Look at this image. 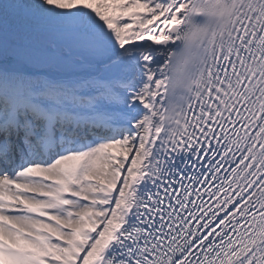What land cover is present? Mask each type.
Masks as SVG:
<instances>
[{"label": "snow or ice", "instance_id": "snow-or-ice-1", "mask_svg": "<svg viewBox=\"0 0 264 264\" xmlns=\"http://www.w3.org/2000/svg\"><path fill=\"white\" fill-rule=\"evenodd\" d=\"M0 264H264V0H0Z\"/></svg>", "mask_w": 264, "mask_h": 264}]
</instances>
